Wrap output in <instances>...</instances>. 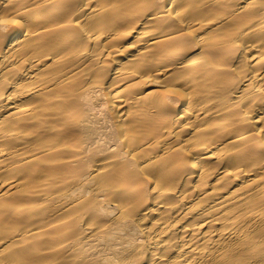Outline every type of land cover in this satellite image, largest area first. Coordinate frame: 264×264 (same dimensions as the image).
I'll return each mask as SVG.
<instances>
[{
    "label": "bare ground",
    "instance_id": "1",
    "mask_svg": "<svg viewBox=\"0 0 264 264\" xmlns=\"http://www.w3.org/2000/svg\"><path fill=\"white\" fill-rule=\"evenodd\" d=\"M0 21V264H264V0Z\"/></svg>",
    "mask_w": 264,
    "mask_h": 264
},
{
    "label": "snow or ice",
    "instance_id": "2",
    "mask_svg": "<svg viewBox=\"0 0 264 264\" xmlns=\"http://www.w3.org/2000/svg\"><path fill=\"white\" fill-rule=\"evenodd\" d=\"M9 21H0V25H3L4 27H7V24Z\"/></svg>",
    "mask_w": 264,
    "mask_h": 264
}]
</instances>
